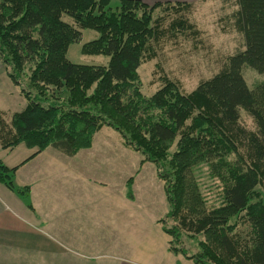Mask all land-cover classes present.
<instances>
[{"label":"trees","instance_id":"obj_1","mask_svg":"<svg viewBox=\"0 0 264 264\" xmlns=\"http://www.w3.org/2000/svg\"><path fill=\"white\" fill-rule=\"evenodd\" d=\"M118 3L0 0V59L28 103L13 116L12 136L4 148L25 145L36 148L37 155L52 147L74 156L110 128L125 147L142 156L141 165L156 167L168 205L165 217L175 222L169 228L165 220L158 221L171 238V253L195 264H264V203L256 191L264 188V83L251 89L242 72L250 67L264 74V0H235L244 50L220 73L189 94L165 77L152 96L141 91L139 69L156 57L155 45L167 33L198 34L183 19L164 28L154 12H183L193 6ZM81 30L98 33L83 45L82 54L107 57V66L68 60ZM242 111L253 119L255 132L241 126ZM201 165L222 186L221 202L212 209L194 178ZM18 169L0 161V182L29 201V187L15 185ZM128 182L131 187L133 179ZM183 234L203 237L196 254L179 245Z\"/></svg>","mask_w":264,"mask_h":264},{"label":"crops","instance_id":"obj_2","mask_svg":"<svg viewBox=\"0 0 264 264\" xmlns=\"http://www.w3.org/2000/svg\"><path fill=\"white\" fill-rule=\"evenodd\" d=\"M141 1L152 6L193 0ZM17 96L23 97L21 89L0 59V161L10 168L19 166L15 185L29 187L26 201L0 182V264H195L152 240L149 245L143 240L136 249L124 247L122 252V245H114L119 213L114 202L117 198L118 205L129 208L131 199L123 193L125 180L112 185L109 177L99 176L98 152L110 148L94 146L75 156L52 147L37 155L36 148L25 145L4 148L6 138L12 136L11 120L21 112L7 109ZM127 216L117 229L129 223L130 210Z\"/></svg>","mask_w":264,"mask_h":264},{"label":"rangeland","instance_id":"obj_3","mask_svg":"<svg viewBox=\"0 0 264 264\" xmlns=\"http://www.w3.org/2000/svg\"><path fill=\"white\" fill-rule=\"evenodd\" d=\"M188 2L193 6L190 10L183 12L158 10L154 12L155 17L158 16L162 20L164 28H167L173 20L183 19L193 25L198 34L194 36L189 30L177 32L176 35L167 33L159 44L155 45L156 57L144 62L139 69L142 82L141 91L146 96L156 93L162 87L165 77L177 83L183 93L189 94L197 88L200 82L220 73L232 56L244 50V36L236 26V14L239 8L235 0H193ZM180 3L184 2L180 1ZM117 4H119L118 0H113L112 5L116 6ZM66 20L72 22L69 17H66ZM81 32V40L71 45L68 50V60L79 65L107 66L109 62L107 57L82 54L83 45L95 40L98 33L92 30H81ZM27 72L30 73L28 69ZM242 72L251 89L264 83V74H259L250 67H244ZM16 99L18 101L11 99L8 103L7 109L10 110V113L22 111L26 106L23 97L17 96ZM240 123L247 131H256L253 119L244 111L241 113ZM98 134L96 138L94 137L91 147L110 148V151L99 150L98 152L99 176L109 177L112 185L125 180L123 193L126 199H131L129 208L118 205L117 198L114 202L113 209L119 211L115 216L117 219L114 245H122L120 252L124 247L127 250L138 248L143 240L147 241L146 245H149L152 240L158 245L167 246V239L169 242L171 238L163 232V224L158 221L165 220L164 224L169 228L173 227L175 222L165 217L168 213V205L163 183L157 176L155 165L152 163L141 165L142 156L125 147L118 132L105 128ZM107 158L109 164L106 162ZM193 174L206 200L207 207L209 209L217 207L221 202L222 186L220 182L212 178L207 165L195 168ZM130 179H133L131 187L128 185ZM256 191L260 193L259 200L264 203V188L257 187ZM126 199L122 200L127 203L129 200ZM128 210H130L129 223L125 225V228L117 229L120 222L127 219ZM243 228V224L240 222L238 229L243 230ZM200 240H203V237L191 239L183 234L178 242L190 254H196L199 251L198 241Z\"/></svg>","mask_w":264,"mask_h":264}]
</instances>
